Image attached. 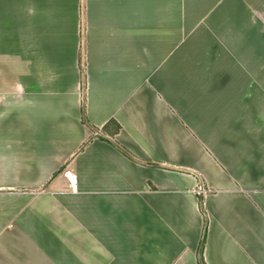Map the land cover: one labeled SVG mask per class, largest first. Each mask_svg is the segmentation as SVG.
I'll use <instances>...</instances> for the list:
<instances>
[{"label":"crops","instance_id":"crops-1","mask_svg":"<svg viewBox=\"0 0 264 264\" xmlns=\"http://www.w3.org/2000/svg\"><path fill=\"white\" fill-rule=\"evenodd\" d=\"M189 10L0 0V264H197L199 197L204 263L264 264L255 40L216 12L237 48L200 58Z\"/></svg>","mask_w":264,"mask_h":264},{"label":"rangeland","instance_id":"rangeland-1","mask_svg":"<svg viewBox=\"0 0 264 264\" xmlns=\"http://www.w3.org/2000/svg\"><path fill=\"white\" fill-rule=\"evenodd\" d=\"M234 1L233 4L229 0H186V8L190 10L187 13L188 17L185 22L188 25H200V28L194 32L193 39L210 40V42L196 48L200 58L215 57L222 50V47L228 50L233 47L237 48L236 42L232 41L227 32L225 36L224 31L220 30L222 28L206 25L208 18L214 17L217 12L214 17L217 25L239 23L242 46L246 49L248 46L246 40H249V38L255 40L254 58L256 61L257 86L264 87V0ZM204 2L207 3L203 4ZM231 12L236 15H231ZM245 29H249L251 32ZM249 34L253 35L250 37Z\"/></svg>","mask_w":264,"mask_h":264},{"label":"trees","instance_id":"trees-1","mask_svg":"<svg viewBox=\"0 0 264 264\" xmlns=\"http://www.w3.org/2000/svg\"><path fill=\"white\" fill-rule=\"evenodd\" d=\"M81 93H82V103H81V114H82V124L88 128H91L89 123L87 122L85 116H84V81H83V74H82V80H81ZM118 131V129H117ZM102 140V139H100ZM109 144L114 147L120 154H122L124 157L128 158V159H132L130 157V155L122 148H120L118 145H116L114 142H109ZM199 210L200 213L203 216V220H204V224H203V230H202V235H201V239L198 245V249H197V264H205L204 260H203V250H204V245H205V241H206V233H207V218L205 216V212L203 210V206H202V198L199 197Z\"/></svg>","mask_w":264,"mask_h":264},{"label":"built area","instance_id":"built-area-1","mask_svg":"<svg viewBox=\"0 0 264 264\" xmlns=\"http://www.w3.org/2000/svg\"><path fill=\"white\" fill-rule=\"evenodd\" d=\"M64 176L67 179V181L69 182L70 190L74 191L76 189L74 177L72 176V174L70 172H65ZM200 192L203 193L202 190H200Z\"/></svg>","mask_w":264,"mask_h":264}]
</instances>
